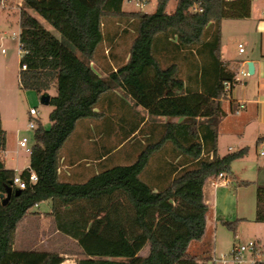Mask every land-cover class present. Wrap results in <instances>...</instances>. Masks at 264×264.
<instances>
[{
    "label": "trees",
    "instance_id": "1",
    "mask_svg": "<svg viewBox=\"0 0 264 264\" xmlns=\"http://www.w3.org/2000/svg\"><path fill=\"white\" fill-rule=\"evenodd\" d=\"M168 1L160 0L147 13L123 10V0H21L20 83L41 96L53 87L56 92L50 98L52 125L46 129L38 120L29 168L20 173L28 181L31 169L38 180L23 189L13 186L17 172L6 166L0 111V264L64 260L56 251L14 248L19 222L45 200L52 201L58 229L82 249L75 264H206L210 259L189 251L192 241L206 235L204 186L221 173L232 174L233 162L249 151L218 154L224 81L234 82L236 75L223 58L222 22L250 17L252 0H179L173 13L167 12ZM111 17L131 21L136 36L127 62L101 75L92 62L102 44L117 37L118 31L104 28ZM182 60L189 63L188 72ZM118 88L149 115L148 120L128 117L132 131L119 134V142L135 132L134 137L145 136L144 142L130 141L135 160L105 168L84 183L60 181L61 150L77 123L103 120L105 111L95 108ZM162 116L169 120L158 121ZM9 187L20 191L4 204L1 195ZM240 221L222 223L236 233ZM256 221L264 222V188L258 190Z\"/></svg>",
    "mask_w": 264,
    "mask_h": 264
},
{
    "label": "rangeland",
    "instance_id": "2",
    "mask_svg": "<svg viewBox=\"0 0 264 264\" xmlns=\"http://www.w3.org/2000/svg\"><path fill=\"white\" fill-rule=\"evenodd\" d=\"M178 1H168V13L175 11ZM262 1L252 0V4L259 9L262 6ZM21 3V0H8L5 8L0 7V111L3 128L6 132L7 148L14 155H16V150L19 151L20 160L19 162L17 161L18 165H27L24 162L29 159L28 153L20 147L18 142L23 136H27L30 139L29 146L32 145L34 131L28 126L31 119L29 110L36 108L39 111L37 119L42 122L46 129H49L52 125L49 115L53 106L51 104H43L41 102V95L37 91L25 89L20 83L21 55L19 52V34ZM156 7V2H152L145 5L143 11L153 13ZM122 9L125 11H139L141 7L135 3L124 2ZM33 15L42 20L46 24V27L55 35L61 37L60 33L46 23L38 13L33 12ZM105 21L107 22H105L104 28L118 31V34L112 42L106 41L102 44L101 53L107 57L115 55L116 59H112L113 62L121 64L125 62L129 53L133 38L136 36V29L131 25V21L127 22L124 19L120 21L116 17H111ZM237 22L236 19H224L222 27V46L225 55L229 59H232L233 62L237 61L235 57H237L239 51L238 44L243 41L236 28ZM259 41L260 34L254 35V39L252 38L250 43L242 42V44L247 53H249L253 48L257 51ZM246 55L244 54V56ZM96 63L95 69L101 74L102 72H100L99 68L103 63L98 61ZM181 63L183 72H188L187 70L190 68L189 63L184 60ZM242 83L243 81L238 84L241 85ZM54 89L53 87L48 93L52 95L55 92ZM124 94L126 95V93ZM126 96L131 98L128 95ZM223 107L228 109V111L220 118L218 124L219 154L225 155L244 147H248L249 149L244 157L233 162L232 170L234 175L230 179L231 182L228 189L224 190L222 195L224 203L228 206V211L232 213L227 218L229 220L240 218L241 221L237 226L236 233L222 222H219L216 229L212 230L205 242L200 243L199 247L191 245L189 250L191 253L199 255L216 256L218 258L225 256L229 260L228 264H235L231 261V251L236 243H248L250 240H255L264 245V222L256 221L258 190L259 188H264V157L260 156V145L264 146V138L262 142H257L259 137H264V105H260L255 101H248L245 108L236 113L225 100L223 101ZM146 113V110L142 106L138 108L133 107V111L120 108L114 112V114L126 115L131 119L137 120L145 116ZM99 122H103L100 123L103 125L106 124L105 120ZM110 135L109 133L99 134L95 132V139L101 144L102 139H109ZM141 135L138 134L133 141L141 139ZM111 137L112 145H116L119 142V134L115 132ZM71 140H74L73 137L69 142ZM69 142L68 144H70ZM108 143L109 141H107ZM131 144L129 142L122 150L115 153L114 156L123 154L126 150L128 151V148L132 146ZM17 162L8 160L7 167H12ZM50 202L48 201L45 204H50ZM45 209V207H42V210ZM60 247L76 255V257L73 256L74 258H79L81 255L77 252L81 249L78 243L65 242L61 243ZM147 252L148 246L141 251V254L145 255Z\"/></svg>",
    "mask_w": 264,
    "mask_h": 264
},
{
    "label": "crops",
    "instance_id": "3",
    "mask_svg": "<svg viewBox=\"0 0 264 264\" xmlns=\"http://www.w3.org/2000/svg\"><path fill=\"white\" fill-rule=\"evenodd\" d=\"M236 21H238L236 28L238 29V33H240V37L243 40L242 42L250 43L252 38L254 39V35L256 36L259 34L260 41L257 51H255L254 48L249 53H247L246 49H244V52L238 51V55L235 57V60H237L236 62H233L232 59H229L225 55V51L222 46L224 61L234 72L237 73L240 69L248 68V62H253L255 66L254 74L243 77V83L241 85L237 83L233 87L231 97L228 99H222L223 101L226 100V103H228L231 109L233 106L235 111L237 109H235V107H237L240 102L247 104L248 101H255L260 105H264V0L262 1V6L259 9H257L255 5H251L250 17L236 19ZM242 42H239V44H242ZM101 51L102 49L100 47L96 54L95 61L92 62V66L95 69V65H97L96 61L102 62L103 64L100 65L99 70L103 73H101V75H105L106 72L111 68L116 69L119 63L113 62L112 59H116L115 55L107 57L101 53ZM98 53H100V55H98ZM244 54L247 55L244 56ZM128 58L129 53L125 59V62H127ZM54 91L56 92L55 89ZM55 92L53 94H55ZM124 93L125 92L121 88H118L113 93H109L103 97V108L100 106L101 104L96 106V110L102 109L106 113V116L103 119L105 120V125L100 124L103 122H99L103 120H97L93 118L82 119L77 123L75 131L66 141L61 150L60 165L58 170L60 181L84 183L90 177L105 168L115 165H128L135 160L137 151L133 146H130L128 151L126 150V152L123 154H118L116 156H114V154L122 150L131 140L135 139L137 135L135 137L134 135L137 134V132L130 136L132 139L128 138L124 141L118 142L116 145H112L111 136L113 133L116 132L117 134H121L122 138L126 133L131 132L133 128L129 122L128 116L114 114V112L120 108H126L133 111V107H139V105L134 104L132 98H128ZM223 108L227 113L228 109L225 107ZM148 117L149 115L146 113L145 119L148 120ZM157 120L160 122H166L169 120V118L162 116L158 117ZM174 121H180V119L177 118L176 120L174 119ZM95 132H98L99 134L109 133L111 135L109 139H102V143L99 144V142L95 139ZM72 137L74 140L69 142ZM259 138L264 137L261 136ZM141 139V142H144L143 139L145 140V136H142ZM107 141H109L110 145H108L109 143L107 144ZM68 142L70 144H68ZM229 148L231 149V147ZM15 154L16 155H14L11 150H8L6 146V151L4 153L6 166L8 160L19 162V151L16 150ZM28 156V161L25 160L24 162V164L27 163V165H18L17 162L16 165L9 168L14 169L17 173H21L24 169L29 167V153ZM232 175H234L233 170L232 174H225L224 179L218 178L216 180V178H212L206 182L204 186V199L209 205V211L207 213L206 235L201 241H192L189 245V248L191 245L199 247L200 243L205 242L208 239L212 230L216 229V226L219 222H222V220H229L227 217L232 213L228 211V206L226 203H224L222 195L223 191L228 189ZM48 201L51 200H45L39 203L21 219L16 230L14 248L17 250L37 249L56 251L64 259L75 262L77 259L83 257L82 249L77 251L79 252V255L81 254L80 257L74 258L76 255L70 251H65L60 247L61 243H77V241L58 229L55 217L52 213V201L50 204H45ZM42 207H45L46 209L42 210Z\"/></svg>",
    "mask_w": 264,
    "mask_h": 264
},
{
    "label": "built area",
    "instance_id": "4",
    "mask_svg": "<svg viewBox=\"0 0 264 264\" xmlns=\"http://www.w3.org/2000/svg\"><path fill=\"white\" fill-rule=\"evenodd\" d=\"M160 0H123V2H129V3H135L136 5H139L141 7V10L144 9L145 5L156 2V4ZM8 0H0V7L5 8L6 3ZM21 6V5H20ZM239 51L244 52V46L243 44H239ZM20 55L22 54V51L20 50ZM22 68H26V65H23ZM245 76H249L248 68L246 69H240L236 75L234 82L226 80L224 81V94L222 95V99H228L231 97L232 89L234 87V83L236 82H242V78ZM246 104L244 102H240L238 104V107L236 109V113H239L242 109H244ZM30 115V121H29V128L33 131L38 126V116L39 111L36 108H31L29 110ZM30 139L27 136H23L22 139L19 141V145L21 148L25 149L27 153H31V146H29ZM260 156L264 157V146L260 145ZM29 168V167H28ZM27 169V168H26ZM30 170V176L29 180H25L21 177L20 173H17L13 178V186L17 188H26L28 186V182H36L38 180L37 174ZM224 179V174H219V176L216 178ZM232 255V262L235 264H241V263H249V264H256L258 262L264 261V245L261 242L250 240L248 243H241L238 242L235 244L231 251ZM229 260L226 259L225 256L218 258L216 256H210V259L206 262V264H228ZM59 264H75V262H71L69 260L64 259Z\"/></svg>",
    "mask_w": 264,
    "mask_h": 264
},
{
    "label": "water",
    "instance_id": "5",
    "mask_svg": "<svg viewBox=\"0 0 264 264\" xmlns=\"http://www.w3.org/2000/svg\"><path fill=\"white\" fill-rule=\"evenodd\" d=\"M247 65H248L249 75L254 74V72H255V66H254L253 62H248ZM50 98H51V95L49 93L48 94H43L41 96V102L43 104L48 105V104H50ZM19 191H20L19 189L14 190L12 187H9L8 190H7V193L1 195V197L3 198V203L5 204V203L8 202V200L10 199V197H11V195H12L13 192H16L17 193Z\"/></svg>",
    "mask_w": 264,
    "mask_h": 264
}]
</instances>
